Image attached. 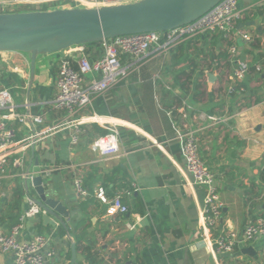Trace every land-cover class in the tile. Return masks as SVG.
<instances>
[{
	"label": "crops",
	"instance_id": "1",
	"mask_svg": "<svg viewBox=\"0 0 264 264\" xmlns=\"http://www.w3.org/2000/svg\"><path fill=\"white\" fill-rule=\"evenodd\" d=\"M238 5L252 7L237 24L252 36L250 42L236 40L239 56L250 66L242 94L223 90L234 64L221 34L187 38L163 52L152 46L140 60L123 56L122 62L131 65L130 74L93 99L92 111L103 123L85 124L86 133L77 146L70 145V129L59 128L26 151L22 167L10 161L0 177V221L6 229L26 208V192L37 197L32 185L25 188L26 171L36 176L44 168H58L41 175L42 184L48 196L66 208L68 217H61V223L56 213L43 210L26 218L20 232L21 239L34 235L48 239L44 250L53 253L45 264H72V244L76 264H262L261 242L240 243L231 253L214 254L201 240L204 189L192 183L175 138L180 120L176 107L222 118L215 124L188 118L191 127L200 129V155L215 173L224 203L216 232L241 234L248 219L264 217V0H239ZM83 46L90 59L103 53L101 43ZM62 54L38 56L31 76L27 54L0 52V89L11 91L17 112L43 113L45 125L68 119L65 111L50 106ZM260 64L258 72L254 67ZM93 124L107 132L116 125L117 156L100 159L90 149L89 142L99 135ZM25 134L21 127L17 138ZM70 164L83 166L89 191L84 199L75 194ZM99 189L108 198L120 192L128 211L109 214V203L94 195ZM10 262L11 256L0 252V264Z\"/></svg>",
	"mask_w": 264,
	"mask_h": 264
},
{
	"label": "built area",
	"instance_id": "2",
	"mask_svg": "<svg viewBox=\"0 0 264 264\" xmlns=\"http://www.w3.org/2000/svg\"><path fill=\"white\" fill-rule=\"evenodd\" d=\"M135 0H0V12L23 10H50L67 7H100ZM72 3L65 6L64 3ZM239 0H220L206 13L194 21L166 32L147 31L117 36L101 41L103 53L99 58L90 59L84 52V46H72L63 50L58 61L56 76V92L51 101L55 110L65 111L68 116L57 125H45L43 113L17 112L11 91L0 89V177L6 173L8 165L22 167L24 154L34 147L44 136L54 133L59 128L70 129L69 142L72 147L79 144L86 133L88 122L103 123L97 113L92 111L93 99L105 95L118 81L126 78L131 72V65L123 63V56L132 60H140L154 46L158 52L175 47L182 40L203 34H221L225 39V51L234 64L231 73L225 78L223 90L228 94H242L241 85L249 73V62L241 58L237 51L236 40L244 42L252 40L251 34L243 28H238V22L252 7L240 8ZM27 8V9H24ZM264 41V27H263ZM76 66H73L72 62ZM255 70L261 72L262 65H255ZM180 120L175 124V138L180 142V150L185 163V170L191 175L192 183L204 189L203 205L200 210V237L205 244L211 246L214 254L231 253L237 244L261 242L260 260L264 264V217L248 219L241 234L222 229L216 232L221 218L224 203L221 199L215 173L208 168L200 155L199 128H193L188 118L197 123L215 124L223 120L219 116L205 112L190 114L181 106L175 108ZM87 112V114H85ZM26 134L17 138L20 128ZM35 127H39L36 129ZM106 134L97 135L89 142L90 149L102 158L117 156L120 151L119 132L116 125L111 124ZM154 143L160 147L156 141ZM82 165H68L73 172L72 184L77 198L84 199L89 191L84 185ZM58 168L52 166L40 170L39 174L49 175ZM33 176L29 175V179ZM137 189V188H135ZM134 190V189H133ZM95 197L109 203L111 215L124 214L127 206L121 200V193H115L112 198L106 197L102 189L96 190ZM26 208L20 213L18 220L9 229L0 221V252L11 256L10 264H45L52 251L44 250L48 239L42 235H34L27 239L20 238L26 218L43 211L35 203V199L27 191L25 194ZM131 229L134 225H129Z\"/></svg>",
	"mask_w": 264,
	"mask_h": 264
},
{
	"label": "water",
	"instance_id": "3",
	"mask_svg": "<svg viewBox=\"0 0 264 264\" xmlns=\"http://www.w3.org/2000/svg\"><path fill=\"white\" fill-rule=\"evenodd\" d=\"M220 0H135L100 7H67L50 10L0 12V52L17 51L28 55L31 76L38 56L66 50L104 39L133 33L166 32L188 24ZM212 74L209 73L211 79ZM24 180L37 194L35 203L57 219L68 217L66 208L49 197L42 176H33L29 169ZM252 253L250 248H245ZM71 245V263H75Z\"/></svg>",
	"mask_w": 264,
	"mask_h": 264
},
{
	"label": "trees",
	"instance_id": "4",
	"mask_svg": "<svg viewBox=\"0 0 264 264\" xmlns=\"http://www.w3.org/2000/svg\"><path fill=\"white\" fill-rule=\"evenodd\" d=\"M97 43H101V41H98V42H93V43H89V44H85V46L87 45H90V44H97ZM255 69V67H254ZM253 70V69H252ZM86 128V127H85ZM92 128L99 134V135H102V134H106L107 133V130L105 128H101L100 126H98L97 124H93L92 125ZM16 192H20V190H16Z\"/></svg>",
	"mask_w": 264,
	"mask_h": 264
},
{
	"label": "rangeland",
	"instance_id": "5",
	"mask_svg": "<svg viewBox=\"0 0 264 264\" xmlns=\"http://www.w3.org/2000/svg\"><path fill=\"white\" fill-rule=\"evenodd\" d=\"M64 5H65V6H71V5H72V3H70V2H69V3H67V2H66V3H64ZM24 9H27V8H24ZM259 85H260V84H258L257 86H259Z\"/></svg>",
	"mask_w": 264,
	"mask_h": 264
}]
</instances>
